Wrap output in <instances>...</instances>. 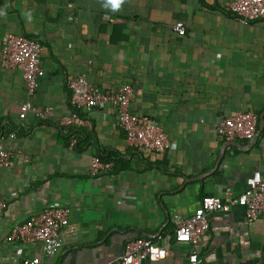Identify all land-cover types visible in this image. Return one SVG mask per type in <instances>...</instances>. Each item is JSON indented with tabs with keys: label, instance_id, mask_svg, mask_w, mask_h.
Wrapping results in <instances>:
<instances>
[{
	"label": "crops",
	"instance_id": "0c3cea01",
	"mask_svg": "<svg viewBox=\"0 0 264 264\" xmlns=\"http://www.w3.org/2000/svg\"><path fill=\"white\" fill-rule=\"evenodd\" d=\"M233 2L121 0L113 10L107 0H0V48L7 34L41 42L44 77L30 102L50 109L21 118L22 76L0 68V137L13 154V165L0 168V264H117L128 241L158 234L168 256L143 264H191L189 246L175 241V217H191L206 195L238 196L254 172L264 174V18L243 24ZM176 21L184 33L173 31ZM82 74L107 91L130 84L132 111L158 121L171 148L145 158L111 108L62 128L72 110L66 81ZM238 112L258 115L254 141L216 133ZM94 157L114 166L96 182ZM59 206L70 217L54 254L9 239L15 223ZM197 251L195 264H264V225L239 206L213 212Z\"/></svg>",
	"mask_w": 264,
	"mask_h": 264
},
{
	"label": "built area",
	"instance_id": "2783aa9c",
	"mask_svg": "<svg viewBox=\"0 0 264 264\" xmlns=\"http://www.w3.org/2000/svg\"><path fill=\"white\" fill-rule=\"evenodd\" d=\"M231 11L243 24H250L264 18V0H234ZM106 21L112 19L105 15ZM174 32L182 34L186 31L183 22L176 21L172 25ZM43 51L37 38L23 35L7 34L0 48V68L18 71L24 81L28 100L22 104L20 117L24 118L32 112L37 118L50 114V109H38L31 102L44 77L40 57ZM70 92L72 110L61 118V126L65 129H78L84 124V115L93 109L111 108L121 129L126 134L127 143L138 153L149 160H155L171 148V141L162 125L151 118L139 116L131 109L133 88L123 84L116 92L107 91L91 83L85 75L71 77L66 81ZM259 117L254 112H238L219 121L216 133L229 141H254L257 136ZM16 134L9 135L11 139ZM13 165V154L5 148L0 137V168ZM112 171L111 163H103L94 157L90 165L89 175L96 182L100 176ZM233 206L242 207L248 222L260 220L264 225V174L256 171L247 179V188L238 195L230 193L225 198L206 195L201 199L199 208L194 214L182 219L175 217V241L189 246V261H198V245L200 239L210 230V215L216 211L230 212ZM7 208V203L0 201V219ZM70 209L67 206L47 207L23 223H15L10 231L9 239L22 244H41L44 252L54 254L61 245V231L68 226ZM162 234L153 238L138 237L128 241L117 264H143L145 261H162L168 256ZM23 264H42L39 258H29Z\"/></svg>",
	"mask_w": 264,
	"mask_h": 264
},
{
	"label": "clouds",
	"instance_id": "9594fccd",
	"mask_svg": "<svg viewBox=\"0 0 264 264\" xmlns=\"http://www.w3.org/2000/svg\"><path fill=\"white\" fill-rule=\"evenodd\" d=\"M121 3V0H107L106 7L110 6L113 10L117 9Z\"/></svg>",
	"mask_w": 264,
	"mask_h": 264
},
{
	"label": "trees",
	"instance_id": "16d2710c",
	"mask_svg": "<svg viewBox=\"0 0 264 264\" xmlns=\"http://www.w3.org/2000/svg\"><path fill=\"white\" fill-rule=\"evenodd\" d=\"M23 36H25V35H23ZM26 37H27V36H26ZM32 37H33V36H30V38H32ZM69 95H70V92H69ZM69 103H70V101H69ZM70 104H71V103H70ZM71 107H72V106H71ZM83 117H84V119H85L86 116L84 115ZM71 131H72V130H71ZM76 132H77V131H76ZM99 159H100V161L103 162V163H111V162H109V160H107V159H106V160H103L102 158H99ZM111 164H112V163H111ZM113 167H114V166H113V164H112V170H113Z\"/></svg>",
	"mask_w": 264,
	"mask_h": 264
},
{
	"label": "water",
	"instance_id": "95a60500",
	"mask_svg": "<svg viewBox=\"0 0 264 264\" xmlns=\"http://www.w3.org/2000/svg\"><path fill=\"white\" fill-rule=\"evenodd\" d=\"M220 160V159H219Z\"/></svg>",
	"mask_w": 264,
	"mask_h": 264
}]
</instances>
